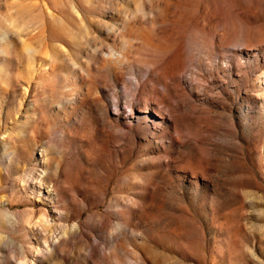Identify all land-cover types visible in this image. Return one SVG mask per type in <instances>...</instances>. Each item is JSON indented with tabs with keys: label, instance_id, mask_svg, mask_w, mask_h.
Here are the masks:
<instances>
[{
	"label": "rangeland",
	"instance_id": "1",
	"mask_svg": "<svg viewBox=\"0 0 264 264\" xmlns=\"http://www.w3.org/2000/svg\"><path fill=\"white\" fill-rule=\"evenodd\" d=\"M0 264H264V0H0Z\"/></svg>",
	"mask_w": 264,
	"mask_h": 264
}]
</instances>
